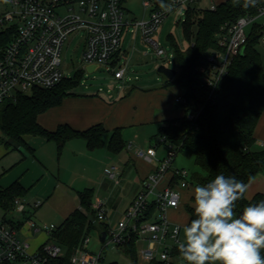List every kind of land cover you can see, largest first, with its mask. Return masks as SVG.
<instances>
[{
    "label": "built area",
    "instance_id": "1",
    "mask_svg": "<svg viewBox=\"0 0 264 264\" xmlns=\"http://www.w3.org/2000/svg\"><path fill=\"white\" fill-rule=\"evenodd\" d=\"M127 1L7 0L11 8L0 13V27H14L15 36L0 53V105L15 100L21 93H31L35 88H52L65 79L63 47L68 36L75 30L85 31L83 60L86 67L96 64L98 69L101 65H107L114 79H123L127 68L120 64L119 54L125 26L136 24L141 27L144 39L163 56L166 49L154 38L163 20L174 10L180 9L187 15V10L192 6L202 8L199 5L202 0H143L145 5L152 7L150 18L135 21L126 17ZM217 4V0H212L209 8L215 9ZM256 22L264 25V5H258L254 14L242 15L222 25L217 35L220 47L210 50L205 63L199 67L203 73V96L207 100L214 97L234 57L246 46L251 28ZM261 42L264 44V30ZM102 90L101 87L99 91ZM175 100L181 105L187 103L182 95H178ZM199 111L192 110L188 117L194 120ZM159 141L165 144L168 140L164 135ZM159 145L156 143L149 148H136L138 157L147 161L157 160L158 163L144 178L143 189L118 221L117 228L113 229L109 225L105 242L119 247L126 241L130 231H137L138 241L146 242L145 246L138 249L145 260L150 263L160 261L162 264H185L177 245L182 237L183 225L172 221L167 212L182 204L184 190L195 186V183L192 172L174 165L179 153L178 147L166 144L167 153L161 156L158 153ZM108 175L118 182L121 175L119 167L112 165ZM42 202L41 198L30 202L25 196H17L11 208L2 207L6 213H18L24 219L7 218L0 214V264H53V259L64 254V246L52 240L58 225L41 223L25 216L30 207H38ZM105 204L102 199L94 204L99 221L108 218ZM177 228H180L179 233ZM31 233H45L48 239L33 249ZM88 242L89 236H86L72 255L71 263L107 264L104 262L103 251H90Z\"/></svg>",
    "mask_w": 264,
    "mask_h": 264
},
{
    "label": "trees",
    "instance_id": "2",
    "mask_svg": "<svg viewBox=\"0 0 264 264\" xmlns=\"http://www.w3.org/2000/svg\"><path fill=\"white\" fill-rule=\"evenodd\" d=\"M7 2V0H0ZM264 0H220L217 7L201 8L192 6L187 10L184 21V35L187 46L178 47L173 34L171 40L176 44L178 74L165 81V86H179L184 114L164 121L154 140L166 136L165 144H173L179 152L194 156L200 171L192 173L195 185L205 184L217 174L235 176L246 185L257 176L264 164V150H253L255 128L264 110V63L259 50L263 23L256 22L249 33L243 53L235 56L227 73L215 91L214 97L207 100L201 87L203 73L200 65L205 63L207 53L219 48L218 33L222 25L232 22L242 15L254 14ZM15 36L14 27H0V53ZM79 83V73L74 78H65L52 88H35L31 93H21L15 100L0 105V129L7 136L6 145L10 149L27 146L29 136L42 135L57 144L61 154L66 143L73 138H84L90 149L103 147L109 129L103 123L87 128H76L68 122L58 124L54 129L45 127L39 120L41 114L63 104L65 98L75 95L74 88ZM200 110L194 120L188 117L192 110ZM122 126L111 130L108 148L118 153L128 146ZM170 141V143H169ZM156 144V143H155ZM27 190L17 180L7 187L0 188V206L12 207L17 196L26 195ZM84 209L73 210L52 234V240L65 248L62 256L53 259V264H72L71 257L92 229L97 226L109 231V225L97 221L92 205L94 190L80 191ZM264 200V193H257L248 199L246 193L236 204L240 213L249 204ZM193 196L184 206L189 220L194 218ZM119 250L128 256L133 264H138V232L130 231ZM107 264H119L113 261ZM151 264H162L153 261Z\"/></svg>",
    "mask_w": 264,
    "mask_h": 264
},
{
    "label": "rangeland",
    "instance_id": "3",
    "mask_svg": "<svg viewBox=\"0 0 264 264\" xmlns=\"http://www.w3.org/2000/svg\"><path fill=\"white\" fill-rule=\"evenodd\" d=\"M211 3L212 0H202L199 5L202 6V8H207ZM126 6L128 9L127 18L134 19L135 21H145L150 18L152 7L145 5L143 0H128ZM10 8L11 4L9 2L0 1V13L10 10ZM185 20L186 15L183 14L180 9L174 10L163 20L159 29L154 34V38L159 40L166 49V53L163 56H160L155 47L144 39L141 27L136 24L125 26L122 35L121 52L126 54L123 55L120 64L126 66L127 73L123 79H114L107 65H101L95 71L87 70L86 63L83 60L85 46L84 30H75L66 39L63 47V70L67 78H74L79 73V83L74 88V92L78 95V98H84L86 95L95 93L101 94L99 96L102 98H98L107 101L109 104H116L112 114L109 107H106L107 119L118 117L124 120L125 126L123 128V135L128 145L133 143V147L131 148L132 151L139 147L147 148L150 143L152 145L159 143V155L164 156L167 153V145L159 140H154L161 125L164 124V121L161 119V114H163L166 109L165 103L161 104L162 99L159 96L164 94V96L169 98V93H171V91H169L170 89H164L168 88L164 85L167 76L159 72L158 68L160 65L164 64L168 67L179 69L176 55L177 48L184 49L188 43L184 35ZM171 34L176 38L178 47L171 40ZM259 50L264 63V44L262 42L259 44ZM169 60L172 61L170 62ZM136 75H138V78H136ZM131 86L135 88L132 91L124 92L127 87L130 88ZM101 87L103 90L99 91ZM109 88H111L110 91H108ZM172 95L174 97V103L177 105L178 103L175 99L178 95H176V93ZM88 106L85 100L73 101L63 107L62 117L67 116L68 110L72 111L76 108L85 110ZM93 108L95 111L99 110L97 105H94ZM52 112L51 110L48 111V113L46 112V118L48 117V120L54 122L57 115ZM42 116L44 117L45 115ZM110 135L111 131L107 133L105 139L108 140ZM7 139V136L0 130V182L1 179L3 180L14 168L20 165L18 160L19 153L16 150L14 151L8 148L6 145ZM175 167L187 168L192 173L201 170L199 165L196 164L194 156H187L182 152H179L176 156ZM194 187L189 189L190 193ZM108 189L113 190L110 193L113 194V197L122 194L131 195L133 192H136L133 179L131 178V181H128L126 177L118 187L113 189L109 187ZM26 198L30 200L33 199L29 195H27ZM95 199H97V196H95ZM100 199H105L104 194H101ZM189 200L190 199H188V201ZM118 209L117 212L122 217L124 213L121 206H119ZM179 209L186 214L184 204ZM42 212V209L30 207L25 216L37 221L39 220L38 222H40L41 216L43 215ZM0 214L5 215L7 218L24 219L21 214L6 213L2 207H0ZM169 214L170 210L167 212L170 218L171 215ZM119 219V215H116L114 220H109L106 223L110 225L111 228L116 229ZM97 221L99 222V220ZM41 223L43 222L41 221ZM100 232L99 226L90 231L88 242V249L90 251L97 253L103 251L104 262L106 263L117 261L119 264H133L132 260L121 252L118 247L105 241L103 242L100 238ZM31 235V242L33 238L42 241L41 233H31ZM139 246H144V240H139ZM138 264L151 263L139 254Z\"/></svg>",
    "mask_w": 264,
    "mask_h": 264
},
{
    "label": "crops",
    "instance_id": "4",
    "mask_svg": "<svg viewBox=\"0 0 264 264\" xmlns=\"http://www.w3.org/2000/svg\"><path fill=\"white\" fill-rule=\"evenodd\" d=\"M124 54L126 53L120 52L119 58L121 57L122 59ZM134 88V86L127 87L124 92L132 91ZM164 89H170L171 93H169V98L164 96V94H159L162 99L161 104L165 103L166 105L165 111L161 114V119L165 121L182 116L184 114L183 107L178 102L175 105L172 95L173 93L181 95V88L173 85ZM99 95L101 94L95 93L86 95L84 98H78L77 94L68 96L63 104L50 109L53 111L52 113L57 115L54 122L48 120V117L46 118V112L40 115L39 120L45 127L50 129L56 128L58 124L63 122H68L76 128H87L96 123H103L109 131L118 126L124 127L125 122L122 118L107 119L106 107H109L112 114L116 104H109L107 101L101 100L98 98L101 97ZM79 100H85L89 106L85 110L78 108L73 109L72 111L74 112L68 110L67 116L62 117L63 107ZM94 105L99 107L98 111L94 110ZM42 115L45 116L43 117ZM255 138L252 149L257 151L264 150V110L255 128ZM109 140L110 137L108 140L105 139L106 144L103 147L90 149L84 138H73L66 143L61 154H59L54 140H49L42 135L29 136L27 138V146L10 149L19 153L18 160L20 165L14 168L3 180L1 179L0 188L7 187L18 180L27 190L24 196L29 195L33 198L29 199L30 202H34L38 198L43 200L40 206L33 207L43 211L40 222L54 223L56 225L61 224L76 208L84 209L79 193L85 188H92L94 190L92 198L93 208L96 201L100 199L101 194H104L105 206L108 211V218L104 222L114 220L116 215H119L120 221L123 216L121 217L117 212L119 206L125 213L133 199L143 189L144 178L154 170L158 162L157 160L147 161L138 157L135 150H131L133 143L132 146H130V143L126 148L115 153L108 148ZM151 146L153 145L150 143L147 148ZM112 165L118 166L121 172L118 182L108 175V170ZM125 177L128 181H131V178L133 179L136 192L131 195L122 194L113 197V194H110L113 190L108 188L118 187ZM190 188L184 190L185 198L183 196L182 204L176 209H170V219L181 225L188 223L189 220L188 213H183L179 208L192 196ZM259 192L264 193V164L257 176L248 183L246 196L248 199H252ZM95 196H97V199H95ZM100 231L102 232L103 230L100 229ZM41 234L42 241L32 239L33 249L38 248L48 239L46 234ZM145 244L144 240V246Z\"/></svg>",
    "mask_w": 264,
    "mask_h": 264
},
{
    "label": "clouds",
    "instance_id": "5",
    "mask_svg": "<svg viewBox=\"0 0 264 264\" xmlns=\"http://www.w3.org/2000/svg\"><path fill=\"white\" fill-rule=\"evenodd\" d=\"M246 191L243 181L223 174L193 188L194 218L177 241L185 264H264V200L235 211Z\"/></svg>",
    "mask_w": 264,
    "mask_h": 264
},
{
    "label": "water",
    "instance_id": "6",
    "mask_svg": "<svg viewBox=\"0 0 264 264\" xmlns=\"http://www.w3.org/2000/svg\"><path fill=\"white\" fill-rule=\"evenodd\" d=\"M245 48L246 46H244L242 49H241V53H243L245 51ZM97 65L96 64H90V65H87V70L89 71H94L96 69ZM159 72L165 74L167 76V78L169 79H174L175 76L178 74V70L177 69H174V68H171V67H168L164 64L160 65L159 68H158ZM100 238L101 240L104 242L106 241V239L108 238V232L106 230H103L101 233H100Z\"/></svg>",
    "mask_w": 264,
    "mask_h": 264
}]
</instances>
